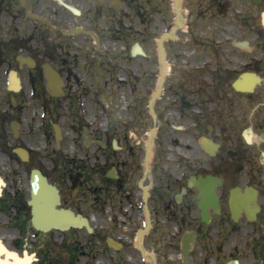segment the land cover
Masks as SVG:
<instances>
[{"label":"flooded vegetation","instance_id":"flooded-vegetation-1","mask_svg":"<svg viewBox=\"0 0 264 264\" xmlns=\"http://www.w3.org/2000/svg\"><path fill=\"white\" fill-rule=\"evenodd\" d=\"M10 2L0 1L16 22L7 36L0 29L2 243L13 250L48 245L49 233L34 225L33 202L44 179L73 209L69 199L84 193L91 175L98 194L116 190L140 204L142 186L150 185L152 197L162 184L166 202L187 204L186 222L201 224L190 230L197 236L188 264H264V0H198L200 11L182 14L184 28L165 46L169 72L155 103L158 122H175L167 133L171 144L153 147L147 174L146 144L128 140L144 133V91L152 82L157 87L158 41L176 26V0ZM207 16L214 26L198 28L195 20ZM48 64L57 73L52 84ZM167 92L170 100L163 98ZM85 134L106 148L86 147ZM76 155L92 160L77 164ZM113 169L117 178L108 177ZM200 176L210 178L204 182L220 204L219 211L208 207L212 223L217 220L213 244L198 208L206 197Z\"/></svg>","mask_w":264,"mask_h":264},{"label":"rangeland","instance_id":"rangeland-1","mask_svg":"<svg viewBox=\"0 0 264 264\" xmlns=\"http://www.w3.org/2000/svg\"><path fill=\"white\" fill-rule=\"evenodd\" d=\"M3 1L4 4L11 3L10 0ZM197 2L198 0H185L182 6V11L185 15L184 18H186V14L188 13L187 10L193 12L200 11L197 9V6H195ZM219 3L225 4L228 2L227 0H219ZM5 8L7 7L3 5L0 10V29L1 32L7 36V34H9L8 30H10V24L14 23V19H10V14ZM190 19H192V16L189 17V20ZM212 20L213 18L207 16L206 18L195 20L194 23H196L198 28L201 24L202 26L208 24L214 26L211 24ZM14 25H16V22ZM188 27L192 28V26ZM198 33L201 34L199 30L196 35H198ZM186 51L193 52L189 47V42L186 43ZM148 62L150 63V61ZM179 62L182 61L179 60ZM145 67L148 69L153 68L147 62L145 63ZM169 78L170 74L167 78V82ZM115 79L118 80L119 78L116 77ZM152 80L156 81L157 78L154 76ZM154 84L153 82L150 83V87L146 88L144 91L143 105L145 106V116L142 138L139 140H128L132 141L135 147L145 148L149 133L153 127L147 104L153 93ZM126 94L128 95L130 93L127 92ZM117 95L121 99L122 93L117 92ZM170 96L171 93L167 92L163 98L170 100ZM166 115H168V113ZM170 115L172 114L170 113L169 116ZM171 125H175V122H169L164 118L159 120V133L155 136L153 145L154 152L156 148L159 149L160 146H162L163 141L171 144L170 136L167 134L171 130ZM173 139L175 138H172V140ZM78 160L83 161L82 156H79ZM86 160L91 162L92 158L90 157ZM87 168L88 171L92 169L89 166H87ZM90 177L91 175L85 182V186L81 187L84 193L79 197L69 199V203L79 213L84 214L90 220L92 219L91 225L95 232L90 235L84 229H71L70 231L64 232L63 235L52 233L49 235V246L45 244L40 249H37V246H35L31 251L23 250L22 252L36 254L34 264H152L151 260L142 258L136 249V234L143 227V223L145 222L138 205L135 202L130 203L127 200H123L124 195L120 191L114 190V192L111 193H106L104 191L103 194L91 192L93 178L90 180ZM63 187L67 189L65 191L66 193L71 192L70 187L66 185ZM164 189L162 184L158 186L155 185L151 192L150 207L153 217V227L149 234L145 236L143 243L146 252L154 254L156 259L161 261V263H177L183 233L196 228L195 224H198V226H201V224L198 222V219L194 220L193 224L189 223L190 219L186 222L185 217L187 216L186 210L188 205L166 202L160 196L161 193L163 194ZM196 214L197 212L194 213V215ZM216 225L217 220L215 219L211 225L202 226L203 230L209 228L211 234L208 237H213V240H215L216 236ZM107 239H114L124 243V248L118 251L109 248L106 243ZM213 240L210 239L208 244H213Z\"/></svg>","mask_w":264,"mask_h":264},{"label":"water","instance_id":"water-1","mask_svg":"<svg viewBox=\"0 0 264 264\" xmlns=\"http://www.w3.org/2000/svg\"><path fill=\"white\" fill-rule=\"evenodd\" d=\"M169 38L168 36H164L161 41H160V48H161V58H162V77H161V80H160V85H159V89L157 91V93L155 94V96L153 97V99L151 100V105H152V102L157 98L160 90H161V86H162V83H163V78H164V74H165V62H164V49H163V41L165 39ZM149 149H150V144H149ZM204 189L206 191H204V193L206 195H210V196H213V199L214 198V190H212V188H207L204 186ZM145 198H147V195L145 194ZM55 202L52 201L49 203V209L48 211L45 213V217H44V221L45 223L43 225H41L40 223H37V226L43 230H50L52 228H57V229H61V230H66L72 226H76V227H83L85 226L89 232H92V230L90 229L89 227V224L86 220H78V217H74V215L68 211H64V210H61L59 212H54L55 210ZM203 206L200 205V207L203 209V211L206 210L205 206H206V203L204 202L202 204ZM214 206V204H213ZM146 218H147V227L145 230L141 231L139 234H138V247L140 248V250L142 251V253L144 254L143 250H142V247H141V239H142V236L148 232V230L150 229V226H151V220H150V216H149V212H148V207H146ZM203 220L204 222H209V219H208V216L205 218L203 217ZM193 241V235H185L183 237V240H182V250H183V253L184 255L187 254V251L190 249V243ZM145 255V254H144ZM146 256V255H145ZM153 258V257H152ZM154 259V258H153Z\"/></svg>","mask_w":264,"mask_h":264},{"label":"bare ground","instance_id":"bare-ground-1","mask_svg":"<svg viewBox=\"0 0 264 264\" xmlns=\"http://www.w3.org/2000/svg\"><path fill=\"white\" fill-rule=\"evenodd\" d=\"M47 199H44L41 194L39 195L38 200L36 201L39 208L34 211V213L40 214L41 213V206L46 203ZM41 220V218H40ZM15 254H7L4 253L3 249L0 245V264H31V257H29L27 254H24L21 259L18 257V255ZM101 264V263H100Z\"/></svg>","mask_w":264,"mask_h":264}]
</instances>
